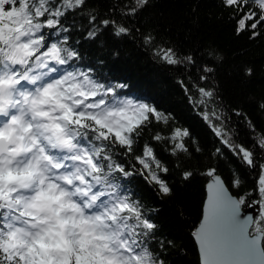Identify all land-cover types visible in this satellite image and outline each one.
Wrapping results in <instances>:
<instances>
[{
    "label": "snow or ice",
    "instance_id": "1",
    "mask_svg": "<svg viewBox=\"0 0 264 264\" xmlns=\"http://www.w3.org/2000/svg\"><path fill=\"white\" fill-rule=\"evenodd\" d=\"M148 2L125 0L121 6L116 0L101 18L91 0H0V264H164L150 245L157 241L153 209L121 181L140 175L159 197L170 196L173 188L164 178L169 167L154 143L178 161L181 154L190 159L203 149L187 128L165 132L174 121L170 113L123 94L126 84L79 65L80 41L71 38L85 27L86 40L108 28L115 37L130 36L133 28L124 18L136 16ZM221 4L232 9L235 34L247 31L250 39L264 34V0ZM69 13L87 25L75 17L65 23ZM141 39L154 46V57L185 69L187 82H177L220 143L209 159H222L227 149L247 168L259 169L257 201L251 200L257 189L238 197L230 193L228 184L243 183L238 172L224 178L218 165L205 169L207 200L192 233L200 264H264V131L256 132L246 113L231 109L244 117L254 138L251 146L237 142L219 83L201 86L216 68L202 65L193 79L194 54L156 44L150 31ZM208 55L216 57L213 51ZM244 71L253 74L252 68ZM257 107L264 111V100ZM153 123L163 127L154 130ZM146 132L151 140L141 147ZM180 174L187 181L196 173L189 167ZM252 203L260 209L255 217L246 214ZM157 243L163 249L172 241Z\"/></svg>",
    "mask_w": 264,
    "mask_h": 264
},
{
    "label": "trees",
    "instance_id": "2",
    "mask_svg": "<svg viewBox=\"0 0 264 264\" xmlns=\"http://www.w3.org/2000/svg\"><path fill=\"white\" fill-rule=\"evenodd\" d=\"M91 2L97 5L103 18L116 0ZM124 2L120 0L121 6ZM231 12L232 9L223 7L221 0H149L136 16L124 18L127 26L133 28L130 36L115 37L111 28L104 29L95 40L84 39L86 27L84 31L71 33L72 41H80L78 47L82 59L77 62L79 65L94 68L103 80L126 84L123 94L170 113L174 121L169 122L165 132H170L173 127L187 128L203 149L190 159L186 158L187 154H181L178 161L168 155L161 144L153 142L158 157L169 167L164 178L173 188L170 196L159 197L155 186L140 175L121 181L148 208L153 209L149 215L158 225L157 241H172L163 249L157 241L150 242L151 247L160 253L164 264H200L192 233L203 215L209 179L204 175L207 166L218 165V171L224 178L238 172L243 178L242 185L239 188L228 185L238 196L257 189L252 191V201L260 199L259 169L247 168L227 149H224L222 159H209L220 143L198 114L202 109H193L177 82L178 79L187 82L185 69L170 66L154 57V46H146L141 37L150 31L156 37V44L173 46L182 54H194L196 67L189 73L193 79H198V67L205 64L215 67L216 72L209 77L207 85L201 82V86L219 83L224 107L231 117L230 125L239 132L234 138L245 146H251L254 143L253 133L244 117L235 116L231 109L246 113L256 132L264 131V111L257 107L258 102L264 100V34L255 39H250V32L247 31L235 34ZM74 17L78 23L87 25V20L75 13H69L65 23L71 22ZM116 18L121 19L119 14ZM261 31L264 32V28ZM46 34L49 40L56 39L51 30H47ZM209 51L215 52L216 57H210ZM245 68H252L253 74L245 75ZM152 127L155 130L163 126L153 123ZM144 140H151L147 132L140 141L141 147ZM186 143L191 147L192 140L186 139ZM177 163L181 164V168L176 167ZM189 167L196 174L185 181L180 173Z\"/></svg>",
    "mask_w": 264,
    "mask_h": 264
},
{
    "label": "water",
    "instance_id": "3",
    "mask_svg": "<svg viewBox=\"0 0 264 264\" xmlns=\"http://www.w3.org/2000/svg\"><path fill=\"white\" fill-rule=\"evenodd\" d=\"M222 177H223V176H222ZM227 186L229 187V185H227ZM229 191H230V193H231L232 195L238 197L237 194L233 193V191L230 189V187H229ZM206 200H207V195H206L205 202H206ZM259 211H260V209H259V205H258L257 203H252V204H250V205L248 206V208H247V213H246V214H250V215H252L253 217H255V216H257V214L259 213ZM201 219H202V218H201Z\"/></svg>",
    "mask_w": 264,
    "mask_h": 264
}]
</instances>
